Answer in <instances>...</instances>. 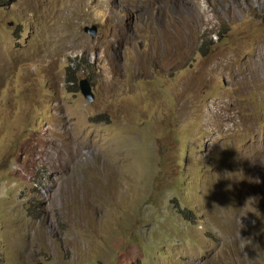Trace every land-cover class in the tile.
I'll use <instances>...</instances> for the list:
<instances>
[{
    "label": "rangeland",
    "instance_id": "1",
    "mask_svg": "<svg viewBox=\"0 0 264 264\" xmlns=\"http://www.w3.org/2000/svg\"><path fill=\"white\" fill-rule=\"evenodd\" d=\"M0 264H264V0H0Z\"/></svg>",
    "mask_w": 264,
    "mask_h": 264
},
{
    "label": "water",
    "instance_id": "2",
    "mask_svg": "<svg viewBox=\"0 0 264 264\" xmlns=\"http://www.w3.org/2000/svg\"><path fill=\"white\" fill-rule=\"evenodd\" d=\"M85 32L87 34H90L92 37H94L97 34V28L96 27H86ZM79 88L81 91V94L88 102H94V93L93 88L90 85L89 81L87 79H82L79 81Z\"/></svg>",
    "mask_w": 264,
    "mask_h": 264
},
{
    "label": "trees",
    "instance_id": "3",
    "mask_svg": "<svg viewBox=\"0 0 264 264\" xmlns=\"http://www.w3.org/2000/svg\"><path fill=\"white\" fill-rule=\"evenodd\" d=\"M2 1H3V0H2ZM69 82H72V83L74 84V86H75V87H73V88H75L76 90H78V87H77V81H76L75 78H73L72 81L70 80ZM182 214H183L186 218L189 217L185 211L182 212Z\"/></svg>",
    "mask_w": 264,
    "mask_h": 264
},
{
    "label": "clouds",
    "instance_id": "4",
    "mask_svg": "<svg viewBox=\"0 0 264 264\" xmlns=\"http://www.w3.org/2000/svg\"><path fill=\"white\" fill-rule=\"evenodd\" d=\"M81 92V91H80Z\"/></svg>",
    "mask_w": 264,
    "mask_h": 264
}]
</instances>
